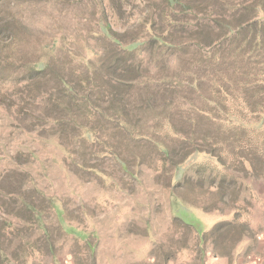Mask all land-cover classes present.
Masks as SVG:
<instances>
[{
  "label": "rangeland",
  "instance_id": "1",
  "mask_svg": "<svg viewBox=\"0 0 264 264\" xmlns=\"http://www.w3.org/2000/svg\"><path fill=\"white\" fill-rule=\"evenodd\" d=\"M235 1L60 0L61 12L77 10L81 24L61 25L45 45L32 41L14 63L0 57V264H264V176L243 180L238 212L207 213L172 193L188 170L218 169L205 152L184 156L193 125L194 137L210 129L221 135L219 120L197 115L193 103L207 109L203 96L222 101L209 75L231 71L222 59L199 61L193 46L188 53V32L203 24L206 37L226 41L207 24L221 19L219 3ZM151 19L155 33L169 31L183 45L160 51ZM18 31L11 22L0 24V43ZM44 64L48 70L37 71ZM192 72L207 76L201 93L188 87ZM127 73L142 81L119 91L129 104L131 135L94 108L109 105L102 80ZM56 76L73 91L63 92ZM161 78L168 83L151 82ZM232 86L227 105H242L243 95L261 98L248 97V86ZM141 97L150 112L140 109ZM139 129L158 143L135 138ZM175 193L188 197V184ZM234 219L244 225L241 241L230 225L205 236L219 221Z\"/></svg>",
  "mask_w": 264,
  "mask_h": 264
},
{
  "label": "trees",
  "instance_id": "2",
  "mask_svg": "<svg viewBox=\"0 0 264 264\" xmlns=\"http://www.w3.org/2000/svg\"><path fill=\"white\" fill-rule=\"evenodd\" d=\"M165 2L172 4L175 0H165ZM219 6V15L221 19L212 17L210 19L211 24H207V27L210 25L208 27L209 33L213 29L219 27L221 30L218 32L221 31L223 33V39H228L223 42L222 38L219 40L218 37L214 39L212 37H206L203 24H193V28H195L188 32V53L189 48L193 46L195 50L194 54L197 53L196 56H198L199 61L202 59L205 60L206 58L208 61L214 63V61L222 59L221 63L226 64V68L229 67L228 71H231L230 73L214 71L216 73L213 74L216 76H213L211 73L209 75L216 77L214 80L212 78L210 79L211 82H215V88H213L212 91L215 94H219L222 101H216L213 97L210 99L201 95L200 98L202 96L204 98L200 105L204 106V104H206L205 106L209 107L204 109V107H200L193 103L197 115L199 114V116H205L206 118V116L211 114L212 119L219 120L217 124L218 131L215 128L214 130L217 132L221 131L222 133L217 136L214 135L215 133L210 129L200 135V137H194L193 132L195 131V125H193L188 134V151L184 156L186 157L194 151L205 152L216 160L218 169H208L207 166L200 165L195 167L193 172L188 170V174L182 175L181 179L174 185L175 188L172 187V193L183 203L191 207L200 208L207 213H224L225 210L238 212L241 210V208H238L239 201L243 200L240 197L244 191L243 180L251 176H264V0H240V2L235 1L233 5L229 2H221ZM206 11L204 10V12ZM259 12L263 13V19L258 17ZM234 13L238 15H234ZM210 16L212 15L210 14ZM99 26L100 28L108 27L106 24ZM148 29L150 32L153 31L152 40L158 45L160 51L178 48L183 45L182 42L176 39H172L171 41L172 34L169 31L162 30L155 33L156 29L152 19L148 24ZM190 32L192 36L189 38ZM194 35L196 37H193ZM173 37L175 38V36ZM175 40L176 42H173ZM223 43H226L228 47H223ZM206 46L212 47V49L207 50L211 52V55L208 57H206V53L202 51ZM197 48H199L201 52H199ZM191 55H193V53H191ZM35 64L38 63L36 62ZM255 67L257 69H255ZM35 68H37V71L39 69V71L44 72L48 70V65L44 64L39 68ZM191 75L192 79L187 81L188 87L201 93L199 85L207 80V76L203 77V75H199L197 72H192ZM139 76L140 75L132 76L127 73L126 76L114 75V77L110 76L108 79H105V81L102 80L107 86L105 88V100H108L109 105L104 108L102 105L96 104L94 107L97 111L107 112L108 117L115 118V122L119 124L120 127H125L121 131L124 130L128 135L133 134L131 131L132 129H130L131 120L130 117H128L129 112L127 111L129 104H125L121 100L119 91L128 89L132 85H135V83L139 85L140 82H142L139 81ZM56 77L62 83L63 92L69 93L73 91L59 76ZM89 81L91 83H96L94 79H89ZM218 81L221 82L218 83ZM102 82L100 81L98 86L101 87ZM151 82L155 84H157V82L168 83L164 78L157 80L153 79ZM179 82L182 81L180 80ZM147 83L148 82L143 83V88H146L145 86ZM236 83L241 84L242 87L248 86V88L251 89L250 93L246 92L248 93V97L258 96L261 98L252 101L251 98H247V95H243V97H240V100L242 99V105H227V98H234L232 93L234 90L230 88V85H233L232 87L235 88L234 86ZM242 89L244 91V88ZM85 96L87 95H84L83 98L91 104L90 98ZM139 102L141 103L140 109H142V105L145 106L144 110L152 108V106L150 107L148 104H143L142 97ZM210 105L213 107H210ZM135 106L136 105H134V107ZM215 112L222 115L216 117L213 115ZM240 114L242 115L241 118ZM244 114H247L253 120H247L248 117ZM237 117L239 120L242 119L244 121H238ZM124 118H126V120H124ZM164 125H168L172 133L180 134L178 131L173 130L170 122ZM150 126L151 125H147L146 128ZM136 135L138 137L135 138H143L147 139L149 142L158 143L154 140L153 133L150 134L147 131L142 132L141 129H139ZM110 147L111 150H114V146ZM160 148L166 150L163 145H161ZM180 161L181 160L178 162ZM194 174L198 176L196 182L192 181ZM187 184L188 197H186L184 193H175V189L186 188ZM235 220L236 219L231 222L219 221L207 232L208 235L205 236L209 238V235L215 230H220L224 226L230 225L238 230L236 235L239 234L238 236L240 237L237 242L241 241L245 236L244 232L241 230L244 225L236 223Z\"/></svg>",
  "mask_w": 264,
  "mask_h": 264
},
{
  "label": "clouds",
  "instance_id": "3",
  "mask_svg": "<svg viewBox=\"0 0 264 264\" xmlns=\"http://www.w3.org/2000/svg\"><path fill=\"white\" fill-rule=\"evenodd\" d=\"M6 22L19 31L0 43V57L14 63L28 52L32 41L45 45L61 25L67 29L83 21L75 9L62 13L60 0H0V24Z\"/></svg>",
  "mask_w": 264,
  "mask_h": 264
},
{
  "label": "crops",
  "instance_id": "4",
  "mask_svg": "<svg viewBox=\"0 0 264 264\" xmlns=\"http://www.w3.org/2000/svg\"><path fill=\"white\" fill-rule=\"evenodd\" d=\"M114 150H115V147H114Z\"/></svg>",
  "mask_w": 264,
  "mask_h": 264
}]
</instances>
